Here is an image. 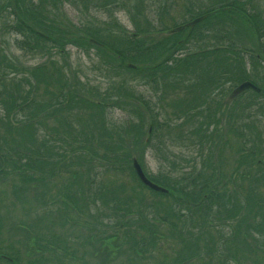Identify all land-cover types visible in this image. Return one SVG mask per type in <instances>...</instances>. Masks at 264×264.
<instances>
[{
	"label": "trees",
	"instance_id": "obj_1",
	"mask_svg": "<svg viewBox=\"0 0 264 264\" xmlns=\"http://www.w3.org/2000/svg\"><path fill=\"white\" fill-rule=\"evenodd\" d=\"M14 1L16 12L9 2L10 9L5 17L11 19L7 24L3 20L5 30L15 35L13 45L25 52L37 48L47 50L53 72L46 74L48 81L43 74L38 79L37 71L42 72L46 63L26 67L16 55L4 58L0 55V177L4 179L12 175V180L4 185L11 186L15 201H24V195L31 188L49 190L51 179L63 169L60 167L62 162L77 154L75 149L62 151L55 159L51 149L56 146L54 141L64 143L73 135L81 142L76 150L82 151V157L88 163H99L110 176H94L93 183L89 181L87 186L80 185L74 195L66 185L69 193H63L59 199L51 195L50 202L49 194L35 193L45 205L43 207L37 201L40 207L47 208L49 220H45L44 215L32 218L31 223L11 221L0 211V264H46L53 257L51 252L55 264H68L64 259H77L88 264L84 261L87 254L104 257L96 264H114L106 243L121 236L131 242L127 247L130 257H152L157 264H264V7L254 0L199 3L200 8L192 17L206 15L196 24L205 25L206 38L200 39L204 45L177 54L184 48L178 45V39L170 40V35L149 46L140 39L137 30L130 33L120 25H117L118 31H122L120 34L102 26L89 29L76 24L69 26L65 2L86 9L90 0ZM124 2L90 1L99 4L100 8L105 9L111 3L130 11ZM3 3L4 0H0V12L7 7ZM86 11L90 12L89 8ZM146 23L154 28L150 29L151 32L162 31V28L152 27L149 20ZM242 34L252 39L253 45L239 44L237 40ZM88 36L101 41L104 47L90 43ZM108 36H113L115 41ZM255 40L259 41L257 51ZM69 44H86L117 56L121 64L115 75H111L110 92L95 90L101 82L92 83L77 73L62 74L57 70L52 55L54 52L66 54L65 48ZM164 50L170 51L168 57L150 67H141L143 62L152 58V54ZM142 71H148L146 82L153 84L152 90L160 101L157 110L152 104L154 100L131 93L126 85L129 84L128 72ZM104 72L105 76H110L109 72ZM116 76H120L118 82L114 80ZM245 79L251 80L258 90H245L250 96L244 102H238L244 92L229 98L228 103L223 101L224 96ZM32 80L37 83L34 85ZM38 83L46 86L41 90L42 95L36 92ZM226 84L229 85L227 89ZM169 89L177 95L170 104L173 109L170 118L161 112ZM196 92L200 93L197 95ZM108 105L127 106L135 113L136 120L129 118L125 124L114 126L110 123L111 126L107 127L104 111ZM83 110L85 114L81 118ZM95 112H100L96 118ZM75 120L83 121L82 125L87 126L85 131L76 132L73 127L72 134ZM54 122L58 125L54 126ZM144 126H150V130L146 128L144 132ZM49 128L63 132L61 136H53L48 133ZM37 130L43 134L35 135ZM172 131H184L182 146L189 149L170 154L179 163H175L165 149H157L165 158L161 163L164 165L170 161L174 167L157 176L147 173L150 179L168 189L159 192L139 180L131 159L135 156L145 171L139 154H144L150 145L160 148L179 142L175 139L177 136H172ZM153 134L157 137L156 145L150 143ZM230 134L237 139L235 149H227L228 143L234 148L229 142ZM132 135L137 142L134 154L130 149H119L129 145L127 138ZM101 137L105 142L96 145L103 148L102 152L93 147L94 138L96 142ZM224 151H229L231 159L235 160L230 169L224 165ZM234 151L236 156H233ZM49 162L52 163L50 167ZM125 169L142 190L127 184L121 177L127 173ZM71 177L76 181L78 171L73 170ZM36 197L33 195V199ZM79 198L87 207L104 208L106 211L100 212L103 216L108 212L107 219L115 218L109 225L114 229L112 233L94 236L97 241L93 242L91 234L85 236L80 228L74 232L66 231L68 226H92V223L87 226L90 222L81 216L84 210L76 206ZM55 200H60L67 208L59 213L53 207ZM3 208L0 199V210ZM92 214L88 210V215ZM74 218L77 220L73 221ZM101 222L103 225L108 223ZM40 226L52 231L59 227L62 232L48 235L39 231ZM163 227L167 232H163ZM3 230L13 235V230L19 231L24 239L19 238L16 243H21L23 249L16 247L11 238H4ZM87 245L94 249L88 252ZM127 264L134 263L129 261Z\"/></svg>",
	"mask_w": 264,
	"mask_h": 264
},
{
	"label": "rangeland",
	"instance_id": "obj_2",
	"mask_svg": "<svg viewBox=\"0 0 264 264\" xmlns=\"http://www.w3.org/2000/svg\"><path fill=\"white\" fill-rule=\"evenodd\" d=\"M91 2H94L95 0H90ZM87 5L86 9L89 8L90 12L86 11L84 7H81L80 5H75L73 3H70L69 1L66 2L64 10L66 11V14L68 15L67 24L72 27V24H76L78 26H86L97 28L98 26H102L106 28L108 31L116 34L122 33V31H118L117 25H120L124 27L128 32L132 33L134 30H137L138 33H140L138 36L140 39H144L147 45H151L155 41H157L160 38H164V36L170 35L172 38L170 40L178 39L181 47L184 49L177 51V54H184L188 50L196 49L197 47L203 46L204 41L200 40L204 37L206 34L205 31V25H194L192 28H197L195 30H190V27H185L180 30L170 32H165V29H170L176 25H180L183 23H186L190 19H192V15L195 14V11L200 8L198 6L199 3L205 4L208 3L209 0H124L126 8H128L130 11H126L123 8L119 7L117 5L109 4V6L104 8H100L99 4H93L90 3ZM98 1V0H97ZM108 1H117V0H108ZM10 0H4V3H6V8H3V11L0 12V17L2 20L0 21V55L2 58H4L6 55L8 57L13 55L18 56L19 60L23 65L26 67H35L37 65H41L43 63L47 64V67L42 70V72H38V79L42 77V74L45 76L46 81H48V78L46 74L52 73L53 69L51 68V65L49 64V60L51 59V56H49L47 50L43 51V49H35L30 50L29 52L36 51L35 54H32L29 52H25L22 50L17 49L16 46L13 45L15 35L8 32L4 28V22L7 24L10 21V17L6 19L5 14L9 7ZM257 2H260L261 5L264 7V0H257ZM16 8V6H15ZM144 16L146 17V20L144 19ZM149 20V23H151L152 27L155 28H162L161 32L153 33L151 32L150 25H148L146 22ZM147 27L148 30L145 28ZM189 28V29H188ZM193 32V33H192ZM202 33L201 35H199ZM122 36V35H121ZM110 39L112 41L114 40L113 36ZM206 38V37H204ZM196 41H199V44H197ZM239 44H243L245 46H251L253 45L252 39L249 40L248 37H245L243 34L239 37L237 40ZM257 43L255 42L254 45ZM86 44H83V46H77V45H71L69 44L65 49H67L66 54H57L54 52L52 57H54L53 62L56 66L57 70H61L62 74H68L69 72H73V74L77 73L80 77H82L85 80H90L92 83H100V86L96 88L95 90H98L100 92H105L106 90L110 92V87L113 83V79L111 75H115V70L118 68L117 66L121 64L120 60L117 58L116 55L113 54V56H110L109 54L98 51L94 47H89ZM86 47V48H85ZM258 50V49H257ZM111 53V52H110ZM101 54L103 56H101ZM112 54V53H111ZM66 55V56H65ZM170 55V51L164 50V51H157L155 54H152V58H148L145 62H143L141 67H150L153 64H158L160 61H162L164 58L168 57ZM108 58V59H107ZM1 60V58H0ZM250 68V64H248ZM260 67V66H259ZM107 71L110 73V76H105V72ZM148 71L145 72H128L126 76L128 77L129 84H126L127 87L131 90V93H135L137 95H141L145 99L151 98L155 102L152 103L156 106V110L159 109V103L157 96H155L154 91L152 90L154 88L153 84L149 85L147 81V77L145 74ZM18 75V74H17ZM20 76V75H19ZM120 79V76L114 77V80L118 82ZM32 83L34 85L37 83L34 80H32ZM27 85V84H26ZM228 84L225 85V89L228 88ZM45 85L42 83L37 84V94L42 95V88L45 90ZM204 86H202L203 88ZM20 92V91H18ZM244 92V91H243ZM197 95L200 92H196ZM177 95H174V92L172 89H169V92L166 96V99L164 101V105L161 106V112L164 114L165 117H173V109L170 106L172 99H174ZM229 95L224 96L223 101L227 102L230 100ZM250 94L248 92L243 93V97L239 99L238 102H244L245 100L249 99ZM238 97V95L236 96ZM157 98V99H156ZM78 111L81 110V108L77 109ZM88 112V111H87ZM89 113V112H88ZM100 112L94 113V118H96L99 115ZM85 111L83 110L80 113L81 118L84 117ZM134 119L136 120L135 113L132 110H129L127 106H115V105H108L105 108L104 111V120L107 124V127H110V123H113L114 126L117 124H125L128 119ZM161 119H163V116H160ZM83 121L75 120L72 124V134H74L75 127L76 132L78 131H85L87 126L82 125ZM222 124V122H221ZM58 122H54V126H57ZM186 125H189L187 122ZM97 127V126H96ZM114 128V127H113ZM146 128L150 129V126L143 127L144 132H146ZM2 129V126H1ZM55 132V133H53ZM63 131L60 129L58 132L48 129V133L52 134L53 136L60 135ZM43 131L37 130V133L35 135H42ZM65 134V133H63ZM172 136L176 137L175 139L179 142L177 143H171L167 144L166 147H153L150 145L152 142L154 145L157 143V137L154 136V134L151 137V141L148 145L144 154L140 153L139 156H141V160L144 163L145 171L151 174L152 176H157L159 173H164V171L173 170L174 167L171 166V162L167 161L164 165L161 163V160L163 159L160 155V152L157 151V149H165L166 153L170 156V158L175 161V163H179L180 161L178 159H174L171 157L170 154L177 153L179 151H185L186 149H189L187 147L182 146L184 143L183 135L184 131H172ZM105 135V134H104ZM61 136V135H60ZM142 137V136H140ZM229 139L233 145L234 148L227 146V149H235L237 146L236 138L230 134ZM146 138V137H145ZM227 139V137H224ZM127 140L129 141V145H124L122 148L119 149H130L132 150V153H135L136 147H134L135 144H137L136 141H134L133 135L131 137H128ZM66 142V143H65ZM64 143H57V141H54L56 143L55 147H52L53 154L51 150L49 149V155H55V159H57V153L58 152H70L71 149H75L76 155L74 157H67V160L65 162H62L60 167H63L62 171H60L59 174L54 176L51 179L50 182V189H42V190H34L30 189L28 194L24 195V201L18 200L15 201L12 197L11 193V186L9 185L6 187L4 185L5 182L8 183L12 180V175L7 176L6 178L0 177V190L1 195L0 199L1 202L4 205V208L1 211L3 216H9V220L13 221H27L32 222V218H37L40 216L46 215L45 220H49V214H47V208H41L42 205L45 207V205L42 203L41 199L39 198V195L35 194L37 192L49 194L47 197L49 198V202L51 197L54 195L57 199L60 198V196L63 195V193L67 194L69 191L66 188V185L69 186L70 192L74 195L73 192H78V188L80 185L87 186L89 184V181L93 183L94 176L97 177L98 175H106L107 177L110 176V173L104 172L103 167L99 165V163H88L87 159H84L82 157V151L76 150L79 149L78 146L81 144L80 141H78V138L69 137L65 139ZM103 143L105 142L104 137L99 138V140L95 142V138L93 140V147L95 150L103 151L102 147L97 146L96 143ZM228 142V139H227ZM186 144V143H185ZM140 149V148H138ZM44 151V149H42ZM69 150V151H67ZM139 152V151H137ZM68 154V153H67ZM160 155V156H159ZM69 156V154H68ZM233 156H236L235 151L233 152ZM223 159H224V165L228 167L229 169L232 168L235 165V160L231 159L230 152L224 151L223 152ZM52 165L51 162H49V167ZM11 168V167H10ZM124 169V168H123ZM11 170V169H10ZM78 171L79 177L75 180H72L71 173L72 171ZM127 173L121 174V177L127 182V184L131 185L132 187H136L137 189H141L142 187L138 186L137 181L132 177L131 173H128L129 171L125 169ZM89 176V177H88ZM98 178V177H97ZM103 179H106L105 177H102ZM82 183V184H81ZM5 194V196H4ZM33 195L38 196L36 197V200L33 199ZM53 195V196H51ZM78 198V196H77ZM28 200V201H25ZM40 204H38V202ZM76 201V200H75ZM88 204L89 200H85ZM99 202V200H98ZM76 206H78L81 210H84V214H81L83 219H87L90 223L87 226L91 227L87 228H81L79 226H68L66 231L68 232H74L77 228H80V230L84 231L85 236L87 234H91V238L93 242H96L94 236H103L108 233L113 232V228L109 226L112 224V221H115V218H109L107 219L106 215L108 212L102 214L101 212L106 211L104 208H96L92 209L90 207L85 206L84 200L79 198V202L76 201ZM82 208H81V207ZM53 207L58 210L59 213L64 211V209L67 208L66 205H64L60 200L53 201ZM61 208V210H60ZM27 210H29L27 213ZM88 210L90 212H93L92 215H88ZM77 211V210H76ZM101 211V212H100ZM100 214H99V213ZM78 213L75 214V217ZM70 216L71 213H69ZM80 216V215H79ZM73 217V216H72ZM7 219V218H6ZM77 220V218H74L73 221ZM101 220L105 221L107 224L103 225ZM60 223L57 221V224ZM8 227V226H7ZM110 227V228H109ZM39 231L50 234L51 232H56V234H61L62 230L61 228H55L52 230H49V228H46L45 226H40L38 228ZM103 229L105 232H103ZM163 232H167L166 227L161 228ZM14 235L8 234L6 230H3L4 234L3 237L8 239L11 238L15 243H13L16 247H20V250L23 249L22 244L16 243L17 239L21 238L20 240L23 241L24 237H22L21 233L17 230H13ZM77 233V232H75ZM65 235V233L63 232ZM9 240V239H8ZM114 240V239H113ZM8 241L6 240L5 243ZM130 240H126L125 237L121 236L117 238L116 240L111 241L109 240L106 244L109 246V249L111 250V262L114 264H127L129 261H132L134 264H157V260L152 257H146L142 259L133 258L129 256V253L127 251V247ZM115 243V244H114ZM124 243V244H121ZM131 243V242H130ZM97 244V243H95ZM120 244V245H119ZM97 247V246H96ZM88 252L93 250L94 248L92 246H86L85 247ZM117 248V249H115ZM2 254V253H0ZM53 257L49 258L48 262L46 264H55L56 261L54 259V253L51 252ZM49 256V254H48ZM104 259L103 256L99 255H85L84 261L88 264H96L99 262H102ZM65 263L68 264H82L81 260L72 259L69 261L68 259H64ZM161 261V258L159 259ZM194 264H197L194 262Z\"/></svg>",
	"mask_w": 264,
	"mask_h": 264
},
{
	"label": "water",
	"instance_id": "obj_3",
	"mask_svg": "<svg viewBox=\"0 0 264 264\" xmlns=\"http://www.w3.org/2000/svg\"><path fill=\"white\" fill-rule=\"evenodd\" d=\"M12 5H14L13 1H12ZM204 18V15L198 16L194 19H192L191 21L179 25L177 27L172 28L170 31L174 32L177 30H180L182 28H184L185 26H193L194 24H196L197 22H199L200 20H202ZM93 42L98 43L96 40H93ZM99 44V43H98ZM130 66H133L131 64H129ZM248 88H252L254 90H257L258 88L251 82L248 80L243 81L242 83L238 84L230 93V97L233 98L234 96H236L237 94L241 93L242 91L248 89ZM132 166L134 167L138 177L141 179V181L147 185L148 187H150L153 190L159 191V192H167L168 189L166 187H163L153 181H151L143 172L138 160L134 157L132 159Z\"/></svg>",
	"mask_w": 264,
	"mask_h": 264
}]
</instances>
